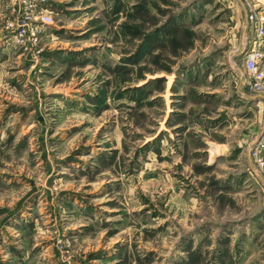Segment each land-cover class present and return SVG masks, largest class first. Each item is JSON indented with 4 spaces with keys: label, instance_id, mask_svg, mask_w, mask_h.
<instances>
[{
    "label": "rangeland",
    "instance_id": "obj_1",
    "mask_svg": "<svg viewBox=\"0 0 264 264\" xmlns=\"http://www.w3.org/2000/svg\"><path fill=\"white\" fill-rule=\"evenodd\" d=\"M260 20L264 0H0V264H264Z\"/></svg>",
    "mask_w": 264,
    "mask_h": 264
},
{
    "label": "built area",
    "instance_id": "obj_2",
    "mask_svg": "<svg viewBox=\"0 0 264 264\" xmlns=\"http://www.w3.org/2000/svg\"><path fill=\"white\" fill-rule=\"evenodd\" d=\"M250 18L253 20L255 16L251 14ZM257 28L260 31V34L264 35V24L262 20H260L259 24H257ZM246 68L248 70V74L251 79L250 90L253 92L264 91V71L260 68L258 64V59L256 58V56H254V54H250L247 57ZM263 149H264V125L260 136L257 138L255 142L254 149H252V154L258 162H260L259 160L262 158V156H260V152Z\"/></svg>",
    "mask_w": 264,
    "mask_h": 264
}]
</instances>
